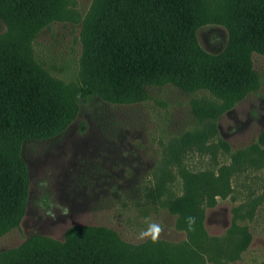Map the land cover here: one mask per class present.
<instances>
[{"label": "rangeland", "instance_id": "1", "mask_svg": "<svg viewBox=\"0 0 264 264\" xmlns=\"http://www.w3.org/2000/svg\"><path fill=\"white\" fill-rule=\"evenodd\" d=\"M74 2L75 14L43 29L34 43L35 58L51 79L43 86L61 100L60 117L54 123L27 125L18 119L17 108L8 127L0 125V159L20 189L17 211L6 219H21L0 237V253H21L0 264H33L36 255L48 253L46 238L66 251L71 242L105 237L83 233L81 228H106L128 244L141 245L151 240L139 238L148 228L146 218L163 228L158 241L187 248L189 238L177 227L178 215L164 205L173 195L182 196L178 168L167 150L171 140L206 124L211 127L207 138L219 147L217 162L211 153H186L187 168L216 170L231 163V154L247 150L252 160L264 164V46L237 15V0H192L193 27L184 54L191 73L178 82L229 77L226 87L218 88L231 101L207 123L199 121L195 102L222 104L208 90L189 94L169 83L148 86L149 97L132 103L103 98L99 77L94 79L90 69L83 71L85 19L94 0ZM6 29L0 20V34ZM228 147L230 152L224 155ZM237 184L234 197H218L214 207L206 208L204 227L209 236L230 235L235 211L247 200L249 189L244 186L263 194L264 171L244 174ZM166 186H171L172 195L165 193ZM193 196L177 204L170 201L186 218L195 217ZM236 223L246 231L233 245L236 259L224 264H264V204L254 220ZM185 258V252L177 249L132 259L137 264H182Z\"/></svg>", "mask_w": 264, "mask_h": 264}, {"label": "trees", "instance_id": "2", "mask_svg": "<svg viewBox=\"0 0 264 264\" xmlns=\"http://www.w3.org/2000/svg\"><path fill=\"white\" fill-rule=\"evenodd\" d=\"M74 5V0H0V20L7 27L0 34L2 128L15 118L17 108L21 110L18 119L27 125L54 123L60 117L58 107L61 100L43 86L51 79L35 58L34 43L43 29L55 22L69 20L75 14ZM237 7L236 13L246 22L252 37L264 46V0H237ZM193 17L192 0H94L85 19L83 71L90 69L94 79L99 77L97 83L103 88L101 96L113 103L146 99L149 97L148 86L169 83L176 84L189 94L208 90L222 104L205 103L201 106L195 102V114L201 123H207L216 111L225 108L231 101V97L218 88V85L226 87L224 83L229 77L224 75L223 78L207 81L194 79L186 85L178 82L184 74L191 73L184 54L193 27ZM207 128H211L210 124H206L202 130L186 132L180 138L171 140L167 150L171 159H174L173 166L178 168L182 196L173 195L175 198L170 197L164 205L178 215L177 227L186 231L189 238L187 248L162 241L153 243L152 240L132 245L122 241L112 230L89 227L81 228L82 232L96 233L97 236H105L104 239L71 242L66 251H60L64 246L46 238L44 244L48 253L36 255L34 263L137 264L139 261L133 260V256L177 249L186 255L182 264H206V261L224 264V260L234 261L236 256L231 252L233 245L238 235L246 229L236 222L254 220L256 210L264 204V192L258 196L251 186H244L249 189L247 200L237 207L235 227L226 239L207 233L204 227L206 208L214 207L218 197H234V185H238L240 176L264 171V164L252 160L247 150L231 154V163L216 170H190L184 162L185 155L189 153H211L213 161L217 162L219 147L207 138ZM225 149L223 154L227 155L229 147ZM165 163L169 165L170 159ZM170 187L166 186L165 193L172 195ZM261 187L264 190V186ZM19 192V186L11 179L7 164L0 159V220L5 221L0 223V237L20 223V218L15 222L6 219L17 211L15 198ZM193 193L196 219L195 230L190 231L187 225H183L186 214L175 210L173 203L183 202ZM171 198L175 199L173 203ZM21 206L23 209L24 202ZM20 253L21 250H16L14 254ZM14 254L0 253V263Z\"/></svg>", "mask_w": 264, "mask_h": 264}, {"label": "clouds", "instance_id": "3", "mask_svg": "<svg viewBox=\"0 0 264 264\" xmlns=\"http://www.w3.org/2000/svg\"><path fill=\"white\" fill-rule=\"evenodd\" d=\"M146 219L149 220L148 228L140 233L139 238L140 239L150 238L153 243H156L159 240V237L163 231V228L157 223L150 222V218H146ZM195 219L196 218L192 217V216H189L186 218V223H187L188 229L190 231L195 230V228H194Z\"/></svg>", "mask_w": 264, "mask_h": 264}]
</instances>
